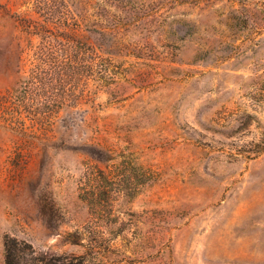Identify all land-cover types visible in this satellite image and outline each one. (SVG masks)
I'll use <instances>...</instances> for the list:
<instances>
[{"label": "rangeland", "instance_id": "obj_1", "mask_svg": "<svg viewBox=\"0 0 264 264\" xmlns=\"http://www.w3.org/2000/svg\"><path fill=\"white\" fill-rule=\"evenodd\" d=\"M45 7L34 65L42 16L0 0V264L5 236L48 264H264V0ZM123 156L146 181L91 205Z\"/></svg>", "mask_w": 264, "mask_h": 264}, {"label": "trees", "instance_id": "obj_2", "mask_svg": "<svg viewBox=\"0 0 264 264\" xmlns=\"http://www.w3.org/2000/svg\"><path fill=\"white\" fill-rule=\"evenodd\" d=\"M48 0H33L35 11L43 18L42 24L28 19H21L20 25L29 36H37L40 39L39 45L32 52V63L54 62L56 60V49L54 45L56 39H53L52 32L48 29V16L44 10ZM119 163L115 164L114 168L108 172L99 170L95 174H91L88 178V194L87 199L91 205L102 207L100 198L107 199V190L115 189L129 182L138 181L143 183L146 181V172L136 168L132 162L125 156L121 157ZM131 186L128 187L130 189ZM87 189V188H86ZM99 203V204H97ZM102 205V206H101ZM4 263L5 264H48L45 259L39 255L30 244L17 239L5 236L4 242Z\"/></svg>", "mask_w": 264, "mask_h": 264}]
</instances>
